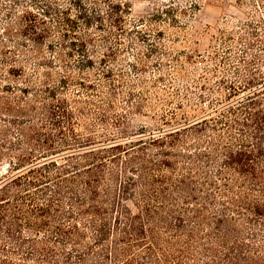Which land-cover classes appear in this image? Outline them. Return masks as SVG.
<instances>
[{"label":"trees","instance_id":"16d2710c","mask_svg":"<svg viewBox=\"0 0 264 264\" xmlns=\"http://www.w3.org/2000/svg\"><path fill=\"white\" fill-rule=\"evenodd\" d=\"M105 2L110 24L121 28L129 6ZM71 3L85 26L102 25L97 0ZM43 12L54 14L62 30L63 21L74 26L52 1ZM22 17L21 32L33 43L50 36L36 14L25 10ZM87 40L93 39L70 42L81 54L82 73L92 65ZM1 53L4 63L13 57ZM263 65L260 53L244 60V73L235 71L241 86L229 85L228 93L247 91L212 108L215 116L184 119L159 133L130 130L121 115L109 122L101 102L89 97L71 107L57 97L69 76L60 87L32 89L34 99L18 94L4 101L8 128L0 130V160L8 165L0 170V264H264ZM9 68L10 76L23 74ZM24 80L22 94L33 82ZM91 114L97 124L86 119Z\"/></svg>","mask_w":264,"mask_h":264},{"label":"rangeland","instance_id":"374dc122","mask_svg":"<svg viewBox=\"0 0 264 264\" xmlns=\"http://www.w3.org/2000/svg\"><path fill=\"white\" fill-rule=\"evenodd\" d=\"M50 1L66 12L63 16L73 20L74 26L63 21L62 30L54 22V14L44 15ZM116 1L129 6L121 28L110 24L105 0H97L102 25L93 21L87 26L71 0H0V105L18 94L34 99L32 89H44L47 84L60 87L59 80L69 76L71 81L63 85L57 97L67 100L71 107H76L74 99L89 97L92 103L101 102L109 122L114 115H121L130 130L143 126L147 132L159 133L184 119L193 121L205 113L208 118L215 116L212 108L232 102L247 91L228 93L229 85L241 86V77L235 71L244 73V60L252 53L264 57V0ZM7 7L11 13L6 15ZM25 10L50 27V36L41 44L36 45L21 32ZM109 29L111 34L107 33ZM61 31L68 35L62 37ZM89 37L93 40H87L86 47L92 65L82 73L77 67L81 54L70 42L74 39L78 44ZM2 51L17 62H2ZM9 67L22 68L23 74L10 76ZM24 77L33 82L22 94L18 88L27 83ZM79 81L94 86L84 88ZM6 85L14 87L6 90ZM200 93L203 98H198ZM36 105L41 102L36 101ZM89 106L91 111L96 110L94 105ZM4 113L1 109L0 130L8 128ZM172 113H177V120H169ZM86 119L98 123L96 114ZM75 129L77 133L82 131L80 125ZM110 129L115 131L114 127ZM56 159L59 161V157ZM7 165V159L0 160L1 171Z\"/></svg>","mask_w":264,"mask_h":264}]
</instances>
